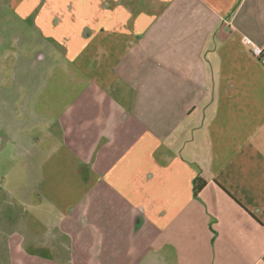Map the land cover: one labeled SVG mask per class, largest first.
<instances>
[{
	"label": "crops",
	"instance_id": "0c3cea01",
	"mask_svg": "<svg viewBox=\"0 0 264 264\" xmlns=\"http://www.w3.org/2000/svg\"><path fill=\"white\" fill-rule=\"evenodd\" d=\"M5 3L53 95L0 114V264H264V0Z\"/></svg>",
	"mask_w": 264,
	"mask_h": 264
},
{
	"label": "rangeland",
	"instance_id": "374dc122",
	"mask_svg": "<svg viewBox=\"0 0 264 264\" xmlns=\"http://www.w3.org/2000/svg\"><path fill=\"white\" fill-rule=\"evenodd\" d=\"M19 20L5 0H0V114L6 118H26L18 131L44 135V123L34 119L43 111L44 102L52 97L53 90L50 83L44 88L43 78L38 73L42 70L45 74V63L37 64V71L28 72V67L33 66L32 61H36L39 52L46 50L47 44L32 26ZM59 60L56 57L52 63L57 66L56 72L61 64ZM16 76H19L18 80ZM3 101L8 104H2Z\"/></svg>",
	"mask_w": 264,
	"mask_h": 264
},
{
	"label": "built area",
	"instance_id": "2783aa9c",
	"mask_svg": "<svg viewBox=\"0 0 264 264\" xmlns=\"http://www.w3.org/2000/svg\"><path fill=\"white\" fill-rule=\"evenodd\" d=\"M245 43L251 47L253 55L264 64V47L255 45L252 40L247 38L245 39Z\"/></svg>",
	"mask_w": 264,
	"mask_h": 264
},
{
	"label": "trees",
	"instance_id": "16d2710c",
	"mask_svg": "<svg viewBox=\"0 0 264 264\" xmlns=\"http://www.w3.org/2000/svg\"><path fill=\"white\" fill-rule=\"evenodd\" d=\"M206 185H207V182L205 180H203V179L198 178L195 181V194H196V196H198V194L206 187Z\"/></svg>",
	"mask_w": 264,
	"mask_h": 264
}]
</instances>
